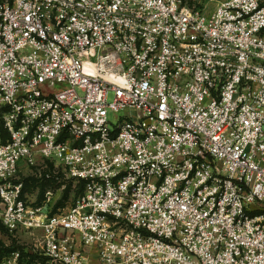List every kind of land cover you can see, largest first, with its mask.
I'll use <instances>...</instances> for the list:
<instances>
[{"label":"built area","instance_id":"obj_1","mask_svg":"<svg viewBox=\"0 0 264 264\" xmlns=\"http://www.w3.org/2000/svg\"><path fill=\"white\" fill-rule=\"evenodd\" d=\"M215 1L0 0V223L36 264H264V0Z\"/></svg>","mask_w":264,"mask_h":264},{"label":"rangeland","instance_id":"obj_2","mask_svg":"<svg viewBox=\"0 0 264 264\" xmlns=\"http://www.w3.org/2000/svg\"><path fill=\"white\" fill-rule=\"evenodd\" d=\"M189 1L199 7H207L208 12L217 5L215 0ZM111 99L112 95L110 94L109 100ZM109 117L113 119L111 113ZM0 137L3 139L1 134ZM17 180L23 182L24 197L29 203L34 206L46 207L52 214L66 210L79 192L78 186L73 181L66 179L60 170L42 162L21 171ZM41 239L40 231L33 233L10 232L0 223V261L16 260L19 264L44 262Z\"/></svg>","mask_w":264,"mask_h":264},{"label":"trees","instance_id":"obj_3","mask_svg":"<svg viewBox=\"0 0 264 264\" xmlns=\"http://www.w3.org/2000/svg\"><path fill=\"white\" fill-rule=\"evenodd\" d=\"M0 134L2 135L3 139L6 138V131L3 129L1 122H0Z\"/></svg>","mask_w":264,"mask_h":264}]
</instances>
